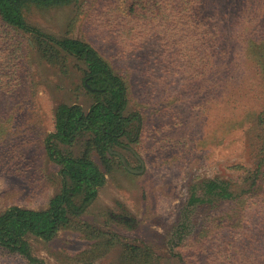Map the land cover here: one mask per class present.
<instances>
[{
    "label": "rangeland",
    "instance_id": "rangeland-1",
    "mask_svg": "<svg viewBox=\"0 0 264 264\" xmlns=\"http://www.w3.org/2000/svg\"><path fill=\"white\" fill-rule=\"evenodd\" d=\"M225 2L75 0L25 9L41 31L93 46L127 82L128 110L142 119L109 166L88 149L87 133L60 145L77 157L88 151L106 184L52 240L26 237L34 261L0 246V264L264 263V185H253L264 148L244 133L262 100L251 79L242 92L229 79V54L215 55L241 43L242 21L223 17ZM38 41L0 20V213L44 209L60 192V166L44 149L54 110L93 103L82 85L86 65L63 51L53 52L62 56L54 63ZM234 51L243 65L233 69L245 73L242 45ZM19 79L11 92L2 86ZM211 181L227 184L234 200L207 194ZM194 196L201 201L190 205Z\"/></svg>",
    "mask_w": 264,
    "mask_h": 264
},
{
    "label": "trees",
    "instance_id": "trees-1",
    "mask_svg": "<svg viewBox=\"0 0 264 264\" xmlns=\"http://www.w3.org/2000/svg\"><path fill=\"white\" fill-rule=\"evenodd\" d=\"M72 1L75 0H0V20L4 25L13 31L21 30L35 35L41 40L38 41L41 48L52 50V52L44 50L49 60L57 63L62 56H54L53 52L63 51L86 65L82 85L93 98L88 110L78 103H62L54 110V130L45 137L44 149L48 158L60 166V174L63 178L60 192L50 199L44 209L12 206L0 213V246L33 261L26 237L34 235L45 241L55 238L60 230L71 224L72 219L81 216L87 210L96 200L99 189L107 181L106 174L90 157L88 151L77 157L64 153L60 145H72L79 136L87 133L91 137L88 149L95 150L109 166L110 156L115 154L114 147H129L123 144L124 138L135 140L137 134L133 136L131 131L134 121L138 122L136 133L141 129V115L138 112L130 113L128 110L127 82L93 46L80 39L58 38L45 33L29 24L26 19L25 9L28 6L54 7ZM222 15L242 21L241 43L232 40L233 44L228 45L231 46L228 47L229 50L220 53L217 51L215 55H230L229 57L226 55L230 59L226 71L230 80L242 85L240 92L250 79L254 83L252 85L260 88L262 104L253 114V118L247 119V131L244 133L251 140L254 135L261 142L260 150L263 151L264 0H226ZM239 45H242V50L245 52L244 65H247L245 73L233 69V65L242 64L233 57L234 48ZM18 84L22 85L21 79L15 84L10 81L2 82V86L9 92ZM235 87L234 85L233 89H236ZM254 171L253 185L258 184L259 187L264 185V158L260 159ZM207 188L209 195L234 200V195L227 184L221 186L211 181L207 183ZM251 191L252 189L243 190L239 199L246 198V194ZM197 201L201 199L194 196L189 200V204L193 205Z\"/></svg>",
    "mask_w": 264,
    "mask_h": 264
},
{
    "label": "water",
    "instance_id": "water-1",
    "mask_svg": "<svg viewBox=\"0 0 264 264\" xmlns=\"http://www.w3.org/2000/svg\"><path fill=\"white\" fill-rule=\"evenodd\" d=\"M124 165H125L127 168H129L127 162H125V161H124ZM129 170H131L132 172H137L136 170H133V169H131V168H129Z\"/></svg>",
    "mask_w": 264,
    "mask_h": 264
}]
</instances>
